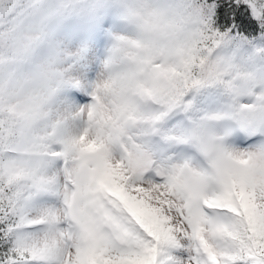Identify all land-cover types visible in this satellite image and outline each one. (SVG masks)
<instances>
[{
	"label": "snow or ice",
	"instance_id": "1",
	"mask_svg": "<svg viewBox=\"0 0 264 264\" xmlns=\"http://www.w3.org/2000/svg\"><path fill=\"white\" fill-rule=\"evenodd\" d=\"M0 264H264V0H0Z\"/></svg>",
	"mask_w": 264,
	"mask_h": 264
}]
</instances>
